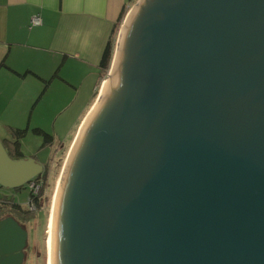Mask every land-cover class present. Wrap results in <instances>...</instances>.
<instances>
[{"label": "water", "instance_id": "water-1", "mask_svg": "<svg viewBox=\"0 0 264 264\" xmlns=\"http://www.w3.org/2000/svg\"><path fill=\"white\" fill-rule=\"evenodd\" d=\"M73 146L51 264H264V0H140ZM44 170L0 140L1 187ZM28 242L0 220V264Z\"/></svg>", "mask_w": 264, "mask_h": 264}, {"label": "crops", "instance_id": "crops-1", "mask_svg": "<svg viewBox=\"0 0 264 264\" xmlns=\"http://www.w3.org/2000/svg\"><path fill=\"white\" fill-rule=\"evenodd\" d=\"M130 1L0 0L1 139L10 138V127L49 130L34 116L50 98L83 101L74 124L80 126L99 91L107 43ZM36 15L43 24L30 29Z\"/></svg>", "mask_w": 264, "mask_h": 264}, {"label": "rangeland", "instance_id": "rangeland-1", "mask_svg": "<svg viewBox=\"0 0 264 264\" xmlns=\"http://www.w3.org/2000/svg\"><path fill=\"white\" fill-rule=\"evenodd\" d=\"M139 1L140 0H135L128 7V11L121 25L119 26V29L117 30L115 51L121 30L127 20V17L130 15L131 10L136 7ZM110 72L111 68L106 77L100 83L99 91L94 99L91 109L95 106L96 101H98L104 83H108V76ZM75 102V99L72 98H69L67 102H62V99L59 98H50L49 100L47 99L45 101H41V103L36 109L34 122L36 119L44 122V124L50 127V129L48 130L43 126L42 128L46 129L47 132L50 134H55L54 137L58 140V142L61 141V144L56 143V146L53 149L40 150V147L43 143V138L35 136L31 132L29 135H27L25 139L22 140V151L25 156V159L34 156L37 161L42 165H44L48 161L49 156L52 154V151L56 149V152L53 153V157L55 158L53 162V169L50 173V176L48 177V181L46 183V187L42 195L43 197L41 198V205H43V211L40 213V215H38V218L34 219L33 221H27L25 223H22V226L29 233V246L25 252L26 260L24 264H48L47 240L50 214L52 210L54 196L57 191L60 178L64 166L66 164L67 158L69 156L70 150L79 135L82 123L85 122V119L87 118V115L90 112L89 111L84 117L83 121L80 123V126L76 128V125H74L76 124L75 118L77 116V113L85 106V103H82L83 101L81 103ZM26 119L28 122V113ZM34 122L32 123V125H37V123ZM0 140L3 139L0 138ZM14 195L18 202L22 204H27L29 197V189L25 187L20 192L14 193ZM7 217L8 216L5 215L1 218L4 219Z\"/></svg>", "mask_w": 264, "mask_h": 264}, {"label": "trees", "instance_id": "trees-1", "mask_svg": "<svg viewBox=\"0 0 264 264\" xmlns=\"http://www.w3.org/2000/svg\"><path fill=\"white\" fill-rule=\"evenodd\" d=\"M135 0H131L122 10V13L117 21L112 36L110 37L104 54L102 56V60L100 62V78L103 79L106 77L108 72L110 71L114 52L116 45V34L119 26L121 25L127 11L128 7ZM4 66V64H2ZM30 131L28 129H20L16 127H10V135L9 139L3 140V144L10 155V157L14 160L24 159L25 156L23 154L22 148V140L27 137ZM31 133L35 136H39L43 138V143L40 147V150H44L46 148L53 149L56 146L58 140L54 137L53 134L48 133L44 129L39 127H35L31 130ZM56 152V149L52 151V154L49 156L48 161L44 164L45 170L44 172L37 176L29 185L25 186L29 189V197L27 204H22L17 201L14 193L20 192L25 187L10 190L0 186V218L7 215L8 217H13L16 219L21 225L27 221H33L38 218V215L43 211L42 195L44 193L46 183L48 181V177L53 169L54 157L53 153ZM34 157V156H32ZM2 219V218H1ZM0 219V220H1Z\"/></svg>", "mask_w": 264, "mask_h": 264}, {"label": "bare ground", "instance_id": "bare-ground-1", "mask_svg": "<svg viewBox=\"0 0 264 264\" xmlns=\"http://www.w3.org/2000/svg\"><path fill=\"white\" fill-rule=\"evenodd\" d=\"M106 85H107V83L105 82V83H104V86L102 87V90H101V92H100V97L98 98V101H96L95 108H96L97 105L99 104V102H100V100H101V98H102V96H103V94H104V92H105ZM73 149H74V146H73L72 149H71V152H70V154H69V157H70V155H71ZM68 160H69V158H68ZM68 160H67V162H68ZM67 162H66V164H67ZM66 164H65V166H66ZM63 171H64V170H63ZM62 174H63V172H62ZM61 176H62V175H61ZM60 179H61V178H60ZM56 192H57V191H56ZM55 196H56V193H55ZM55 196H54L53 205H52V210H51V214H50V222H49V230H48V240H47V246H48V264H51L52 214H53V207H54V202H55Z\"/></svg>", "mask_w": 264, "mask_h": 264}, {"label": "built area", "instance_id": "built-area-1", "mask_svg": "<svg viewBox=\"0 0 264 264\" xmlns=\"http://www.w3.org/2000/svg\"><path fill=\"white\" fill-rule=\"evenodd\" d=\"M42 24H43V22H42L41 16L36 15V16L32 17L30 20V29L33 27H39Z\"/></svg>", "mask_w": 264, "mask_h": 264}]
</instances>
